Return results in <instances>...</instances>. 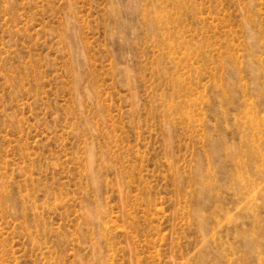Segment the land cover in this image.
<instances>
[{
    "label": "rangeland",
    "instance_id": "rangeland-1",
    "mask_svg": "<svg viewBox=\"0 0 264 264\" xmlns=\"http://www.w3.org/2000/svg\"><path fill=\"white\" fill-rule=\"evenodd\" d=\"M0 264H264V0H0Z\"/></svg>",
    "mask_w": 264,
    "mask_h": 264
}]
</instances>
